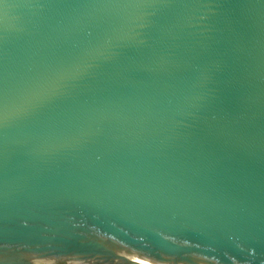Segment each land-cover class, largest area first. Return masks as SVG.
Here are the masks:
<instances>
[{
	"label": "water",
	"instance_id": "95a60500",
	"mask_svg": "<svg viewBox=\"0 0 264 264\" xmlns=\"http://www.w3.org/2000/svg\"><path fill=\"white\" fill-rule=\"evenodd\" d=\"M0 264H264V0H3Z\"/></svg>",
	"mask_w": 264,
	"mask_h": 264
},
{
	"label": "snow or ice",
	"instance_id": "6c2138e0",
	"mask_svg": "<svg viewBox=\"0 0 264 264\" xmlns=\"http://www.w3.org/2000/svg\"><path fill=\"white\" fill-rule=\"evenodd\" d=\"M3 2V0H0V3H2Z\"/></svg>",
	"mask_w": 264,
	"mask_h": 264
}]
</instances>
